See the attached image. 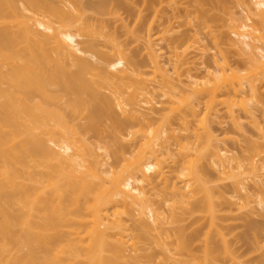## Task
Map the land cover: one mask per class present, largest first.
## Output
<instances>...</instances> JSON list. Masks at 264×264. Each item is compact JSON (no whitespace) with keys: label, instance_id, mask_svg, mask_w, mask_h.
Instances as JSON below:
<instances>
[{"label":"bare ground","instance_id":"bare-ground-1","mask_svg":"<svg viewBox=\"0 0 264 264\" xmlns=\"http://www.w3.org/2000/svg\"><path fill=\"white\" fill-rule=\"evenodd\" d=\"M249 1L247 18L233 21L247 79L218 74L219 56L202 83L188 75L194 97L181 98L152 42L173 19L157 22L162 0H0V264H264L252 261L264 224L249 223L247 254L224 224L233 209L250 211L243 191L264 183V146L228 157L209 120L219 104L234 126L238 105L254 118L257 102L244 100L264 84V0ZM121 9L132 30L111 22ZM128 33L146 41L151 71L117 41ZM188 38H170L171 51ZM195 98L206 101L198 128Z\"/></svg>","mask_w":264,"mask_h":264},{"label":"rangeland","instance_id":"rangeland-1","mask_svg":"<svg viewBox=\"0 0 264 264\" xmlns=\"http://www.w3.org/2000/svg\"><path fill=\"white\" fill-rule=\"evenodd\" d=\"M87 1L97 2L98 0H82V2ZM134 1L136 0H130V3ZM161 6L163 12L155 17L157 22L159 23V21H161L164 23L166 17H173V19L171 20V26L168 30H164L163 26L153 28L152 42L155 44L154 48L157 50V53L160 54V64L165 70L166 75H168L173 82L176 92L182 94L180 95L181 98H186V96L191 98L194 97L192 89L196 84L189 83L188 75L191 74L199 83H202L206 79L204 77L206 69L212 72L215 71L214 61L219 56H224L227 62L221 63V66H226V69L224 68L221 72L219 71L218 74L225 76L237 75L246 77L247 79L253 66L251 60L247 56L248 54H241L239 51L240 46L234 42L238 37L234 31L233 21L240 18H247L250 13L249 7L251 6L249 0H177L176 5L173 3L170 4V0H162ZM177 6H179L178 10L175 9ZM87 14L95 15L91 10H87ZM109 18L111 22H128L129 30H132L136 23V19L134 17H129L127 12L123 9L116 13H112V16H109ZM152 20L153 17H150L149 22ZM157 22L155 23L156 25L158 24ZM166 23L167 26H169V22ZM248 23L251 24V21H248ZM181 35H188L190 39L188 38L183 44L177 43L179 47L176 50L177 54H174V52L171 51L173 47H171L169 39ZM117 41H122L124 43L126 52L129 54L135 52L143 59L145 70H152L153 63L151 61V53L146 41L142 37H137L135 34L128 33L122 35ZM176 59L180 61L181 65H179L177 69H174V62ZM253 65L255 64L253 63ZM178 75L180 76V80L177 79ZM155 80L154 82H150L151 87L156 86L153 90V95L155 99H162L160 97L161 90L157 88L161 79L157 76ZM258 87L259 92L256 98H252L250 94H247V98L244 100L248 109L251 106V102H257L256 107L254 109L252 108L254 118L238 105L235 107V111L237 110V114L240 117L238 123L241 124L239 126H234L227 116L226 108L221 104L217 105L214 109L216 114L214 113L209 116L214 134L218 138L226 137L224 141L220 142V145L228 149L226 154L228 157L240 158L248 147L252 145L254 147H259L258 145L262 144V146H264V136H262V134L264 135V98L262 97V95H264V84L262 80L258 82ZM245 90L249 92V87L245 88ZM194 101L196 103L198 101L199 103L196 107L198 115L194 122V127L198 128L199 121L206 115V101L205 99L196 98ZM156 106L159 107L158 105ZM157 113L160 116L163 114L162 111ZM197 132L200 134L202 133L201 130H197ZM180 133H182V136L187 135V132ZM174 141L175 140L171 142L173 143ZM183 142L198 143L195 137L184 140ZM172 153L174 156L169 158L170 162L176 158L177 154V147L174 144H172ZM106 160L109 164L113 162L111 158H107ZM261 160L264 163V157ZM108 163L107 165L109 166ZM235 163L236 160L230 161L231 165ZM211 174H213V172H211ZM211 179L224 189L230 190L228 178L211 175ZM145 189L147 190L146 186ZM243 194H248L249 196L250 211L233 209L231 214L224 216V224L227 226V236L232 244L238 247V252L247 254L248 246L243 242L242 236L248 230L249 223L264 224V205L262 202L260 203L261 200H264V183L260 185L249 180ZM152 199L155 198L152 197ZM148 218L149 217H147V220ZM157 233L158 231H154V234L157 235ZM164 238L166 237L164 236ZM263 243L264 240L262 244ZM153 249L159 250L157 247H153ZM257 259L264 261V248L254 255L252 261Z\"/></svg>","mask_w":264,"mask_h":264}]
</instances>
